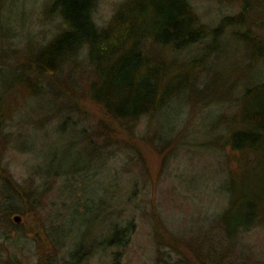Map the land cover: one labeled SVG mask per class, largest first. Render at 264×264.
Segmentation results:
<instances>
[{"label": "trees", "instance_id": "obj_1", "mask_svg": "<svg viewBox=\"0 0 264 264\" xmlns=\"http://www.w3.org/2000/svg\"><path fill=\"white\" fill-rule=\"evenodd\" d=\"M196 1L125 0L100 24L99 0H48L45 12L57 23L53 37L26 63L0 67V130L22 124L15 117L31 105L30 112L59 119L60 131L80 132L98 153L101 148L87 129L75 126L78 118L71 115H81L86 100L100 112L91 119L101 120L106 135L141 137L150 118L160 127L152 137L163 144L176 127L181 126L184 143L193 133L200 134L204 139L198 148L203 144L220 153L219 189L225 205L214 220L217 234L211 232L196 251L212 253L205 250L200 264H220L223 242L236 250L243 237L264 230V0H229L226 11L223 0H210L220 7L212 24L204 22ZM1 22L4 38L14 22L5 16ZM153 46L165 53H151ZM234 48L239 59L226 64ZM188 107L204 110L198 118L201 127L194 125L193 133L187 130L193 121L186 119ZM26 136L21 138L24 144ZM17 137L19 133L13 139ZM131 141L132 148H124L125 158L134 153ZM118 181L107 211L117 216L111 235L90 248L68 251L75 264L88 253L110 251L112 259H119L131 242L135 222L127 208L116 205L125 195ZM16 193L19 204L0 207L3 220L28 200Z\"/></svg>", "mask_w": 264, "mask_h": 264}, {"label": "rangeland", "instance_id": "obj_2", "mask_svg": "<svg viewBox=\"0 0 264 264\" xmlns=\"http://www.w3.org/2000/svg\"><path fill=\"white\" fill-rule=\"evenodd\" d=\"M47 1L0 0L1 28L6 27L1 22L4 16L14 22L0 38V51L4 52L0 67L26 63L53 37L57 23H51L45 12ZM124 1L99 0L98 22L105 24ZM227 3L229 0H223V11ZM196 7L204 22L217 21L220 7L215 1L197 0ZM151 51L165 53L158 46ZM237 52L234 48L225 63L234 64L239 59ZM218 66L220 73V63ZM30 108L16 115L22 124L0 130V207L3 203L19 204L16 191L28 199L4 220L0 209V264H71L68 251L90 248L100 238L107 239L117 222V216L107 211L118 180L125 195L118 197L116 205L127 208L135 222L131 242L119 259H112L110 251L106 255L88 253L82 254L77 264L202 263L198 260L205 259L206 248L196 249L216 232L214 220L225 205L219 189L220 153L203 144L198 148L204 138L193 133L194 125L201 127L198 118L202 107L187 108L186 119L193 120L187 130L193 136L186 143L179 134L180 126L173 128L172 138L163 144L152 137L160 127L151 118L146 120L141 137L117 136L114 132L106 135L101 120L91 119L100 112L84 100L81 115H71L78 118L75 126L87 129L101 148L98 153L85 143L80 132H62L59 119L45 118L42 112L33 113ZM18 133L19 137L13 139ZM24 136L26 144L22 143ZM125 139H132L134 145V153L126 158L124 148L132 147ZM17 216L19 220H15ZM223 243L220 264H264V230L243 237L236 250Z\"/></svg>", "mask_w": 264, "mask_h": 264}, {"label": "water", "instance_id": "obj_3", "mask_svg": "<svg viewBox=\"0 0 264 264\" xmlns=\"http://www.w3.org/2000/svg\"><path fill=\"white\" fill-rule=\"evenodd\" d=\"M19 219H20V217H19V216L15 217V220H19Z\"/></svg>", "mask_w": 264, "mask_h": 264}]
</instances>
